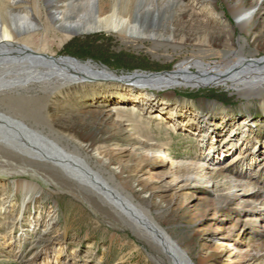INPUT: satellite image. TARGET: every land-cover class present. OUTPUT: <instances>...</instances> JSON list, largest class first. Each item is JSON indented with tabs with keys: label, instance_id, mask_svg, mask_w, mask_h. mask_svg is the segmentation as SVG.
Listing matches in <instances>:
<instances>
[{
	"label": "rangeland",
	"instance_id": "rangeland-1",
	"mask_svg": "<svg viewBox=\"0 0 264 264\" xmlns=\"http://www.w3.org/2000/svg\"><path fill=\"white\" fill-rule=\"evenodd\" d=\"M98 1L0 0V21L19 24L30 15L37 28L20 36V44L47 58L73 59L91 65L94 72L106 70L113 76L173 71L182 61L196 57L210 63L234 55L264 59V0H208L205 5L200 0H124L131 6L133 25L140 27L141 36L117 30L74 35L53 21L58 11H64L78 22ZM253 8V20L243 27L240 15ZM205 37L213 46L202 54L198 40ZM67 47L86 59L68 55ZM90 48L101 53V59L92 58ZM101 76H88L79 84L34 82L27 91L9 96L31 101L59 132L87 138L113 166L124 170L129 186L137 190L147 186L158 203L151 207L158 209L153 212L156 219L196 263L205 259L206 264L260 263L250 258L259 256L264 247V86L244 91L219 86L167 92L130 88ZM168 93L171 103L161 111L159 101ZM142 94L158 101V108L150 111L143 102L134 103L142 101ZM116 105L120 110L112 111ZM202 112L212 129L220 132L208 139L210 147L216 143L220 149L210 156L212 170H206L204 177L192 167L205 157L192 122V116ZM148 145L160 154H149ZM254 145L259 154L255 160L250 154ZM236 155L243 158L235 161ZM173 162L176 166L170 168ZM46 171L19 157L0 154V208L3 203L9 206L0 213V264H47L44 247L53 258L62 236L66 264H117L122 257L127 264H171L115 213L100 203L95 207L77 187L55 183ZM230 178L249 183L245 196L255 200L256 211H249L244 206L247 202L229 203ZM173 179L177 185L169 188ZM17 181L34 182L41 188L20 223L12 218L20 213ZM8 198L12 201L7 203Z\"/></svg>",
	"mask_w": 264,
	"mask_h": 264
},
{
	"label": "bare ground",
	"instance_id": "bare-ground-1",
	"mask_svg": "<svg viewBox=\"0 0 264 264\" xmlns=\"http://www.w3.org/2000/svg\"><path fill=\"white\" fill-rule=\"evenodd\" d=\"M207 1L200 0L199 4L205 5ZM258 3L259 1L254 7L255 9L259 6ZM7 4L11 5L12 3L8 2ZM96 4L93 2L92 10L82 13L83 17L78 22L70 20L64 11H58L54 15L53 21L60 28L66 26L65 29L74 35L115 30L130 36L143 35L140 27L133 25L132 10L128 2L114 4L110 3L109 0H99L98 5ZM254 8L248 14L240 15L239 22L243 27L253 20ZM108 13L109 15H107ZM88 14L91 17L85 19L84 17ZM14 21L12 20L10 23L8 21L9 24L6 23L7 21H0V154L8 157H19L31 166L46 169L52 178L51 180L55 183H67L66 185L79 188L95 207L100 203L103 208L115 213L122 221L132 227L140 239L145 240L149 245H154L156 249L165 254L171 264H206V259L196 263L191 258L189 251L184 249L180 242L175 240L171 233L156 219L153 212L158 211V209L154 211L151 207H156L158 203H154L153 195H149L147 186L138 190L129 186L123 177L124 170L119 166H113L110 159L106 158L95 144H89L87 138L80 139L59 132L50 125L48 120L44 119L31 101L18 100L9 96L11 93L27 91L34 82L51 85L56 80L67 85L72 82L75 84L82 83L88 76L100 78L102 75L101 77L104 79L114 78L106 70L97 73L94 72L91 65H84L73 59H50L23 46L17 39L34 31L37 26L32 22L30 15L22 18L19 24ZM180 41L184 43L187 40L183 36ZM198 44L202 48V54L211 51L210 48L213 46L208 37L199 39ZM42 67L43 70H41ZM83 71H87V73ZM130 82L132 83L129 85L130 88L149 87L167 92L177 88L202 89L219 86L244 91L248 88L264 86V59L254 60L244 58L241 55H234L210 63L206 62L204 58L196 57L182 61L169 76L151 78L137 76L132 78ZM170 95L169 93L166 94V97L161 102L159 101L161 111L171 103ZM140 99L142 101L135 100L134 103L138 105L143 102V105L150 111L158 108L155 106L158 101L150 96L145 99L144 95ZM120 108L116 105L111 110L118 111ZM156 117L160 118V115ZM192 117L193 128L197 131L195 135L201 137L203 149H206L205 157H201L200 160L192 163V167H195L204 177L206 170H212L210 156L216 153L217 149H220L216 143L210 147L208 139L220 132L212 129L211 122L203 112L195 113ZM250 151L253 160L259 157L256 145ZM147 152L152 155L160 154L159 149L153 148L152 145H148ZM236 156L235 161L240 160L243 155ZM93 159H95L94 162ZM172 166H176V163L173 162L170 168ZM216 171L214 170V172ZM210 173L212 172L210 171ZM230 179H228L229 186L232 190L227 197L229 203L247 202V205L244 206L248 207L249 211H256L255 200H246V187L249 183H243L240 179ZM193 181L197 180L193 179ZM16 185H20L16 192L22 198L19 204L20 213L12 218L14 221L16 219V223H20L29 205L35 202L41 188L30 181H17L15 187ZM174 185H177L175 179L172 180L169 188ZM240 187H242V191L237 192ZM10 200L12 201L11 198H8L7 203ZM8 208L6 203L1 204L0 213L3 211L6 213ZM58 243L60 250L53 258L48 246L44 247L46 252L44 255L48 260L47 264H66L62 256L63 246L66 243L65 236H62ZM261 252L259 256H252L250 260L260 261L258 264H264V247ZM118 260L117 264L128 263L125 257Z\"/></svg>",
	"mask_w": 264,
	"mask_h": 264
},
{
	"label": "water",
	"instance_id": "water-1",
	"mask_svg": "<svg viewBox=\"0 0 264 264\" xmlns=\"http://www.w3.org/2000/svg\"><path fill=\"white\" fill-rule=\"evenodd\" d=\"M170 74H172V71H163V72H159V73H133L131 75H127V76H116L114 75V78H112V81H116L119 83H123L124 85H131L132 83L130 82L132 78L135 77H142V78H151V77H166L169 76ZM146 88V87H144ZM148 88V87H147Z\"/></svg>",
	"mask_w": 264,
	"mask_h": 264
},
{
	"label": "trees",
	"instance_id": "trees-1",
	"mask_svg": "<svg viewBox=\"0 0 264 264\" xmlns=\"http://www.w3.org/2000/svg\"><path fill=\"white\" fill-rule=\"evenodd\" d=\"M75 49V48H74ZM68 50H70V47H67L66 48V52L68 51ZM85 50V49H84ZM88 50H90V52H91V56H92V58H97V56H98V59H101L100 57L102 56V54L101 53H99L98 51H91L92 49L90 48V49H88ZM83 52V51H82ZM88 52V51H87ZM68 55H72V56H74V57H80L79 56V53H77V51L76 52H72L71 53V50H70V52L68 51ZM80 59H86L85 57H83V55H82V57H80ZM89 59V58H88ZM107 60V59H106ZM103 62V61H102ZM105 62V61H104ZM105 63H107V61L105 62ZM119 64H120V61L118 62Z\"/></svg>",
	"mask_w": 264,
	"mask_h": 264
}]
</instances>
